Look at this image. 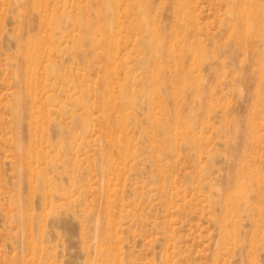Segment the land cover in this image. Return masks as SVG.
Returning a JSON list of instances; mask_svg holds the SVG:
<instances>
[{
	"label": "rangeland",
	"instance_id": "1",
	"mask_svg": "<svg viewBox=\"0 0 264 264\" xmlns=\"http://www.w3.org/2000/svg\"><path fill=\"white\" fill-rule=\"evenodd\" d=\"M0 264H264V0H0Z\"/></svg>",
	"mask_w": 264,
	"mask_h": 264
}]
</instances>
